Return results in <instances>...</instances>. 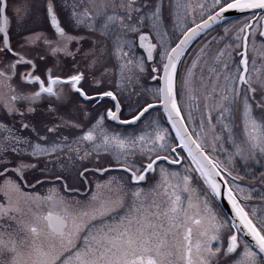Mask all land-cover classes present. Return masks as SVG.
Instances as JSON below:
<instances>
[{
	"label": "snow or ice",
	"instance_id": "1",
	"mask_svg": "<svg viewBox=\"0 0 264 264\" xmlns=\"http://www.w3.org/2000/svg\"><path fill=\"white\" fill-rule=\"evenodd\" d=\"M0 264H264V0H0Z\"/></svg>",
	"mask_w": 264,
	"mask_h": 264
}]
</instances>
